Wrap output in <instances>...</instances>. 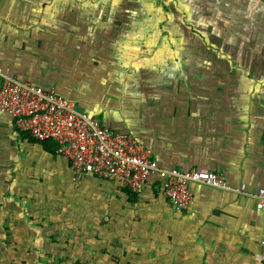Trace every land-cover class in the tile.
<instances>
[{
	"label": "crops",
	"instance_id": "0c3cea01",
	"mask_svg": "<svg viewBox=\"0 0 264 264\" xmlns=\"http://www.w3.org/2000/svg\"><path fill=\"white\" fill-rule=\"evenodd\" d=\"M0 72L133 137L161 169L264 188V0H0ZM189 188L183 210L156 178L127 198L170 212L173 264H264L253 200Z\"/></svg>",
	"mask_w": 264,
	"mask_h": 264
},
{
	"label": "rangeland",
	"instance_id": "374dc122",
	"mask_svg": "<svg viewBox=\"0 0 264 264\" xmlns=\"http://www.w3.org/2000/svg\"><path fill=\"white\" fill-rule=\"evenodd\" d=\"M127 198L0 118V264H173L170 212Z\"/></svg>",
	"mask_w": 264,
	"mask_h": 264
},
{
	"label": "built area",
	"instance_id": "2783aa9c",
	"mask_svg": "<svg viewBox=\"0 0 264 264\" xmlns=\"http://www.w3.org/2000/svg\"><path fill=\"white\" fill-rule=\"evenodd\" d=\"M0 115L14 129L36 142H52L75 176L90 175L141 194L151 178L159 182L164 199L177 210L192 202L190 185H202L253 200L264 216V188L255 193L228 184L217 173L161 169L147 149L126 134L114 132L77 109L52 90L19 82L0 72ZM264 263V240L261 242Z\"/></svg>",
	"mask_w": 264,
	"mask_h": 264
},
{
	"label": "trees",
	"instance_id": "16d2710c",
	"mask_svg": "<svg viewBox=\"0 0 264 264\" xmlns=\"http://www.w3.org/2000/svg\"><path fill=\"white\" fill-rule=\"evenodd\" d=\"M20 135H24V134H21L19 133ZM25 137H28L27 135H24ZM29 138V137H28ZM31 139V138H29ZM32 142H36L34 141L33 139H31ZM38 145L41 146L43 152H45L46 154L50 155V156H57V153H56V145L52 142H49V141H46V142H36ZM95 178V177H94ZM124 192L128 195H131L132 197L136 198V196L138 194H133V193H130L128 190H125L124 189Z\"/></svg>",
	"mask_w": 264,
	"mask_h": 264
}]
</instances>
